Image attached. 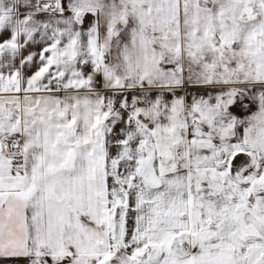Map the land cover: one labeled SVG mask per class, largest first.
Returning a JSON list of instances; mask_svg holds the SVG:
<instances>
[{
	"label": "snow or ice",
	"instance_id": "snow-or-ice-1",
	"mask_svg": "<svg viewBox=\"0 0 264 264\" xmlns=\"http://www.w3.org/2000/svg\"><path fill=\"white\" fill-rule=\"evenodd\" d=\"M0 264H264V0H0Z\"/></svg>",
	"mask_w": 264,
	"mask_h": 264
}]
</instances>
